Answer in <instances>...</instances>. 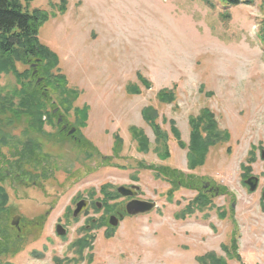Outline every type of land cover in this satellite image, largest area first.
Wrapping results in <instances>:
<instances>
[{
  "label": "rangeland",
  "instance_id": "rangeland-1",
  "mask_svg": "<svg viewBox=\"0 0 264 264\" xmlns=\"http://www.w3.org/2000/svg\"><path fill=\"white\" fill-rule=\"evenodd\" d=\"M262 1L226 8L217 0H64V5L62 0H19L28 12L46 15L37 40L57 56V68L49 74L62 75L65 89L76 94L68 96L67 108L60 106L55 89L43 81L39 58L32 57L29 66L17 63L16 68L20 73L30 69L35 85L46 95L44 118L53 117L50 111L55 106L79 132L75 143L58 138L47 123L41 130L44 118L34 139L23 137L19 124L0 128L10 134L0 144V179L12 174L19 180L3 181L6 201L13 215L24 216L23 224L30 228V235L22 238L23 248L0 261L198 264V257L213 253L225 264H264V45L256 37ZM12 74H0V89H18ZM137 74L151 88L141 87L132 95L126 87L137 84ZM161 89L173 90L172 104L157 102L155 94ZM208 92L211 97L205 95ZM147 106L156 110V122L168 134V159L158 157L153 132L142 120ZM84 107L82 118L77 111ZM203 108L213 113L229 140L208 146L202 163L190 169L188 118ZM169 121L182 146L169 133ZM130 127L144 133L146 150L138 151ZM114 136L121 140L118 154L112 150ZM27 140L24 151L9 149ZM28 152L36 156V163L25 160L23 174L20 164ZM152 166L175 170L177 180L192 188L176 185L169 197L171 184L146 168ZM252 177L257 179L253 192L245 184ZM131 185L139 187L138 199L154 202L156 208L127 216L115 227L109 225L110 205V212L101 208L72 218L74 204L88 196L102 204L103 186L116 192L117 187ZM198 190L209 204L180 218ZM116 199L120 210L124 198ZM85 218L94 221L86 230L92 243L80 260L73 243L85 232ZM95 222L107 228H97ZM60 223L67 232L58 237L54 227ZM6 229L14 237L8 220Z\"/></svg>",
  "mask_w": 264,
  "mask_h": 264
},
{
  "label": "trees",
  "instance_id": "trees-1",
  "mask_svg": "<svg viewBox=\"0 0 264 264\" xmlns=\"http://www.w3.org/2000/svg\"><path fill=\"white\" fill-rule=\"evenodd\" d=\"M217 2L228 8L236 7L238 5L251 6L254 0H217ZM64 3V0H62L63 5ZM259 9L262 19L258 24L256 37L258 41L264 45V0L260 4ZM60 10L61 12H64V7L62 6ZM46 19L47 17L44 13L38 11L28 12L22 7L19 0H0V74L13 73L12 75L15 77L18 85L17 90L12 89L4 91L3 89H0V128L11 127L12 129L15 125L19 124L22 125V132L20 134L33 135L40 129L42 123L41 120L45 116L43 103L46 101V95L44 93L41 94L39 91L40 88L35 85L34 77H32L30 72L31 70L28 69L26 72L20 73L16 68L17 63L23 66H29L33 60L32 57L39 58L40 65L38 67L43 71V81L46 82V85L55 89L53 92L54 95L60 97L58 100L60 106L67 108L65 101L68 103V96L70 94H76L75 91L65 89L66 80L62 75L57 74L52 76L49 74L50 70L57 68V56L47 47L41 45L37 40L39 29ZM137 79V84H130L126 87L127 93L136 95L140 93L141 87L145 89L151 88L150 83L141 74H137ZM200 92H203L202 86H200ZM63 95L67 97H64ZM205 95L211 97L212 93L208 92ZM155 99L161 104L168 105L175 101V94L172 89H161L155 94ZM82 109L83 110L77 111V114L84 118L87 108L84 107ZM47 116L48 118L51 117L49 115ZM141 117L153 132L154 143H156L155 151L157 152L158 157L163 160L168 159L169 152L166 145L168 134L161 130L157 124L156 120L158 115L156 110L151 106L144 107L141 111ZM34 119H37L38 121H35ZM168 123L169 133L174 137L176 144L178 143L177 145L182 146L183 143L180 141V134L175 127L174 122L169 121ZM188 125L190 128V139L186 157L187 166L191 169L202 163L208 146L214 147L227 142L229 140V135L218 128L213 113L207 108H203L199 110L195 116L189 117ZM129 130L132 139L138 145V151L146 150L149 145L144 133L134 127H130ZM9 135V132L0 130V143L9 140ZM113 139L112 150H114V154H118L121 140L117 136H114ZM9 149L15 151L17 148L13 150L12 148ZM34 158L36 159V156L34 154L32 155L31 152H28L27 159L36 163ZM146 168L153 171L156 176L167 180L171 184L172 189L168 191L169 197H171L173 191L176 190V185L184 188H192V186H189V183L183 180H177V177L180 175L175 170L155 166ZM169 176L173 179L170 180L168 178ZM107 188L108 187L103 186L101 188V193L104 197L103 202L106 204V209L110 212L111 209L107 205L108 201L118 197V195L116 192L108 191ZM4 198L6 199L5 196ZM4 198L2 199V203L5 202ZM208 204L209 200L207 195L204 192L199 191L195 200L182 210L180 218H184L186 214H192L194 209L203 211ZM101 226L106 225L101 222L97 225V228ZM28 236L11 237L7 235L6 220H0V257L16 255L23 248L22 238L25 239ZM110 236L111 232H108L106 237L109 238ZM91 243L92 236H89L86 233L73 243L75 253L79 255L80 260H82L83 252L91 249ZM235 244L233 238L231 249L235 250ZM223 249L225 250V248ZM236 260H238V257H236ZM197 263L225 264L222 259L217 258L213 253L198 257ZM0 264L10 263H2L0 261Z\"/></svg>",
  "mask_w": 264,
  "mask_h": 264
},
{
  "label": "flooded vegetation",
  "instance_id": "flooded-vegetation-1",
  "mask_svg": "<svg viewBox=\"0 0 264 264\" xmlns=\"http://www.w3.org/2000/svg\"><path fill=\"white\" fill-rule=\"evenodd\" d=\"M50 114L53 117H49L48 119L44 118L42 120L43 121V125H42L41 130H43V132H44V130H45L44 129V125L47 123L48 125L46 127H48V129H50L51 131L52 130H56V132L55 133L53 132L54 134H51V135H53V136L56 135L58 138H61V139L64 138L65 140H70V141L75 143L76 142V132L77 133L79 132L78 129L73 127L72 124H69L65 118L61 117L58 108H56V107L52 108V110L50 111ZM34 120L38 121L37 119H34ZM37 123H39V122H37ZM70 131H73V133L71 135H68V133ZM34 135L35 134H33V135H27L26 134V137L29 136V138H33L34 139V137H33ZM13 137L14 136H10L12 142L18 143V141H19L18 138L14 139ZM23 137H24V135H23ZM28 147H29V142L27 140L25 142H21V144H16L15 148L19 149V151H24V149H27ZM25 160H28L26 155L23 156V160L21 161L23 165L20 164L21 168L23 169V174H25L24 166L28 164L27 162H24ZM0 164H2V157L1 156H0ZM17 164L19 165V163H17ZM26 173H27V171H26ZM23 174H22V177H21L20 180H21V183H22L23 187H25L27 189L28 188L27 187L28 184L26 183V175H23ZM17 178H18V176L15 177L14 175L9 174L8 176H5L2 179H0V220H8L9 223L12 222V221L14 222L13 223V227L12 226H10L11 228L9 227V230L11 231V233H13L14 237H19V236H22V235L24 236V235L28 234L29 231H30L29 227L23 224L24 223L23 222V218L25 219V217L22 216V215H13L14 214L13 209L8 204L6 199L4 198V196L7 198V195H6L7 193H6L5 187L3 186L4 185L3 181H5V180H14V181H18L19 182V180H17ZM13 183H15V182H13ZM3 198L5 199V202L2 203V199ZM86 200L89 201V206H88L87 210L83 213V215L88 214L89 213L88 211H90V210L96 211V209H97V207H96V203L97 202H94V200L91 198V196H88V198H86ZM123 200H124V205H122V208H120V210L116 209L117 199H113V200H110L108 202V204L110 206H113L112 213H109L108 218L110 216L118 217L120 214H122L123 217H124V215H125L124 206H125V204L128 201L131 200V198H124ZM76 203L74 204V209H75ZM102 209H104L103 206H102ZM7 211H9V213H7ZM123 217L121 219H123ZM85 219H87V218H85ZM87 220L89 222H92L91 220H93V219H87ZM38 223L39 222H37L36 224H38ZM60 224H62L61 226L63 228L65 227L64 223H60ZM86 224L87 225L84 228H85V230H88L89 229V227H88L89 224L90 225H92V224L91 223H86ZM57 225H59V224L55 225L54 230H55Z\"/></svg>",
  "mask_w": 264,
  "mask_h": 264
},
{
  "label": "water",
  "instance_id": "water-1",
  "mask_svg": "<svg viewBox=\"0 0 264 264\" xmlns=\"http://www.w3.org/2000/svg\"><path fill=\"white\" fill-rule=\"evenodd\" d=\"M39 81V80H38ZM262 158H264V155L262 154ZM245 184L249 187L250 191H254L256 189L257 185V179L252 177L245 181ZM139 187L138 186H131V187H125L120 186L116 189L117 193L123 197H136L138 194ZM262 198L264 199V191L262 193ZM88 206V201L82 200L79 201L76 204L75 210L73 211L72 217L75 218L79 216L83 211L86 210ZM156 207V204L154 202H148V201H140V200H131L125 205V213L129 216H134L138 214H144L147 212H150ZM122 215H120V218ZM118 220L115 217H110L109 224L111 226H117ZM56 233L58 236H64L65 229L61 226L56 227Z\"/></svg>",
  "mask_w": 264,
  "mask_h": 264
}]
</instances>
